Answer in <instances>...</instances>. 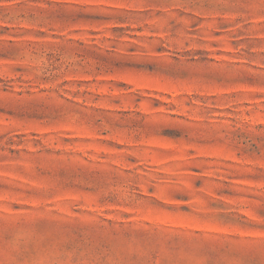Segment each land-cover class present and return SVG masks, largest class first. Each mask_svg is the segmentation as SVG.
Listing matches in <instances>:
<instances>
[{"label":"rangeland","instance_id":"obj_1","mask_svg":"<svg viewBox=\"0 0 264 264\" xmlns=\"http://www.w3.org/2000/svg\"><path fill=\"white\" fill-rule=\"evenodd\" d=\"M0 264H264V0H0Z\"/></svg>","mask_w":264,"mask_h":264}]
</instances>
